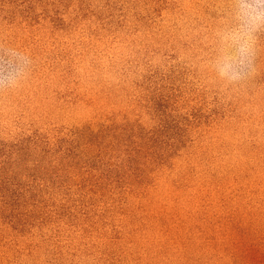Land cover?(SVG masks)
<instances>
[{"label":"rangeland","instance_id":"rangeland-1","mask_svg":"<svg viewBox=\"0 0 264 264\" xmlns=\"http://www.w3.org/2000/svg\"><path fill=\"white\" fill-rule=\"evenodd\" d=\"M226 4L0 0L33 59L0 92V264H264V51L215 82Z\"/></svg>","mask_w":264,"mask_h":264},{"label":"clouds","instance_id":"clouds-1","mask_svg":"<svg viewBox=\"0 0 264 264\" xmlns=\"http://www.w3.org/2000/svg\"><path fill=\"white\" fill-rule=\"evenodd\" d=\"M264 0H227L212 34V51L205 66L215 82L236 88L259 70L258 55L264 51ZM31 55L11 44L0 43V92H14L29 78Z\"/></svg>","mask_w":264,"mask_h":264}]
</instances>
